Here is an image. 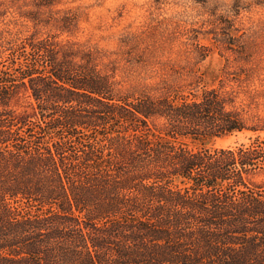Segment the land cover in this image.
Returning a JSON list of instances; mask_svg holds the SVG:
<instances>
[{
    "label": "trees",
    "instance_id": "trees-1",
    "mask_svg": "<svg viewBox=\"0 0 264 264\" xmlns=\"http://www.w3.org/2000/svg\"><path fill=\"white\" fill-rule=\"evenodd\" d=\"M57 1H0L53 31L0 29V264H264V17L242 16L264 0H194L225 63L189 93L125 88L117 59L59 38L77 14H44ZM190 39L199 63L211 48ZM160 50L140 65L165 67ZM21 91L31 111L12 108ZM239 133L247 144L212 145Z\"/></svg>",
    "mask_w": 264,
    "mask_h": 264
},
{
    "label": "rangeland",
    "instance_id": "rangeland-1",
    "mask_svg": "<svg viewBox=\"0 0 264 264\" xmlns=\"http://www.w3.org/2000/svg\"><path fill=\"white\" fill-rule=\"evenodd\" d=\"M21 4L7 5L11 7L6 14L0 16V29L6 27L13 29L18 25L24 34L37 33L41 36L53 32L48 27L35 28L30 22L18 20L16 8ZM24 9L31 10L34 7L23 6ZM52 11L44 14L55 16L77 14V25L73 32H63L59 34V38L98 50L105 63L117 59L116 78L122 80L123 86L127 89L129 86L138 87L142 83L168 81L189 93L199 91L205 85L218 84L225 60L221 56L220 46L217 45V35L212 34L213 29L207 22L209 18L207 8L194 0H58ZM242 16L245 20L248 17L255 20L263 18L264 14L257 11ZM168 34H172L173 38L171 42L165 43L166 37L163 35ZM194 36H197L201 45L211 48L209 56L199 63L193 57V53H188V50L192 49L190 38ZM125 39H129L136 48L134 58H130V62L123 60L127 56L121 58L118 54L124 49L122 42ZM146 45L163 48V51L161 49L157 53L158 60H171L165 67L159 65L142 67L140 65L142 58L139 55ZM232 69L233 67L230 70ZM198 80L202 81L199 83ZM33 105L34 99L29 93L21 91L13 101L12 108L17 112L31 111ZM248 142L247 136L239 133L215 139L212 145L228 147ZM261 179L262 176L258 177V180Z\"/></svg>",
    "mask_w": 264,
    "mask_h": 264
}]
</instances>
